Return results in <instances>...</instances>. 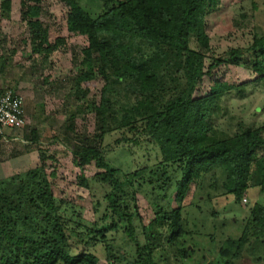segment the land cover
<instances>
[{
    "label": "trees",
    "instance_id": "trees-1",
    "mask_svg": "<svg viewBox=\"0 0 264 264\" xmlns=\"http://www.w3.org/2000/svg\"><path fill=\"white\" fill-rule=\"evenodd\" d=\"M56 1L68 10L67 33L85 40L79 51L81 77L103 82L98 101L86 108L94 121L91 136L73 133L74 114L66 127L77 186L95 198L99 216L81 225L80 213L53 196L49 179L55 178L56 159L36 146L37 167L0 180V264H100L91 253L73 252L71 243L83 250L102 245L106 264H157L163 252L177 264L190 259L199 238H206L201 235L208 230L206 217L193 220L191 212L228 199L245 212L233 221L239 232L217 244L215 232L209 235L210 260L203 257L202 262L240 264L248 258L264 264V124H238L231 135L212 125L223 98L239 95L245 84L212 80L205 96H195L203 78L221 66L246 70L264 86V32L254 29L246 45L217 53L211 39L219 34L230 38L234 28L242 27L221 0H86L88 6L82 0ZM42 2L20 0L19 14L31 53L45 61L65 41L49 42L40 20ZM10 9L11 0H2L5 17ZM239 31L242 40L244 30ZM121 130L141 133L157 147L160 160L131 172L113 168L102 144L112 131ZM30 134L37 142L35 132ZM91 164L100 172L87 178L83 171ZM191 186L195 194L184 205ZM141 192L150 197L153 214L146 223L137 206ZM256 193L263 196L261 202ZM244 197L249 200L245 206ZM61 209L70 218L60 216ZM217 214L210 213L215 227ZM118 233L129 253L115 251L112 237Z\"/></svg>",
    "mask_w": 264,
    "mask_h": 264
},
{
    "label": "rangeland",
    "instance_id": "rangeland-1",
    "mask_svg": "<svg viewBox=\"0 0 264 264\" xmlns=\"http://www.w3.org/2000/svg\"><path fill=\"white\" fill-rule=\"evenodd\" d=\"M19 2L20 0H11L8 17H5L0 10V87L13 90L21 98L25 126L20 130L4 131L5 138L0 139V180L37 167L39 162L35 149L38 146L56 159L55 178L49 179L53 196L58 201L74 207V210L80 213L81 225H89L98 219L99 215L94 211L95 198H92L89 191L77 186L78 169L72 163L71 135L66 127L69 125V116L74 114L73 133L91 136L94 121L86 108L91 101H98L103 82L97 77L94 80H85L80 75L82 69L79 67V51L85 46V40L67 33L65 19L68 10L66 7L56 0L42 2L43 16L40 20L44 27H47L49 42L53 43L57 38L65 41L63 46L44 61L31 53L27 27L20 21ZM82 3L89 5L86 0H82ZM221 7L229 8L234 21L242 27L234 28L233 32L236 34L230 38H227L225 34H219L211 39L212 46L218 47L217 53L224 52L228 48L246 45L254 29L259 33L264 32V0L251 2L221 0ZM239 30H244L242 40H240ZM212 80L246 85L239 95L232 92L223 98L220 103L221 110L212 120L214 128L226 135H231L236 131L238 124L252 128L264 124V86L262 83L254 82L255 76L252 73L241 68L221 66L213 70L210 76L203 78L200 92L195 96H205ZM76 85L79 86L80 91L77 90ZM76 93H80L79 96ZM82 104L84 109H81ZM116 108H118L117 105ZM31 131L35 132L36 144L31 141ZM134 139L135 142H132ZM102 149L106 161L113 168L123 172L149 168L160 160L159 151L154 144L141 133L137 134L128 130L112 131L105 137ZM260 155H264V150ZM98 172L100 171L91 164L84 169L83 174L91 178ZM249 193L252 195L255 191L251 190ZM194 194L195 188L191 186L184 205L191 202ZM262 198L263 196L256 193L258 202H261ZM149 200L150 197L142 192L137 195V206L144 223L153 218ZM170 202V206H175V202ZM248 203L247 197L241 201L243 206ZM200 208L199 212L193 210L191 214L193 220L206 217L202 220L207 219L208 230L201 232L202 237L206 236V238L204 240L199 238L196 252L190 259L177 264H204L203 257L209 261L208 236L215 232V244L230 234L236 236L239 226L234 225L233 221L242 218L245 213L238 207H233L231 199L207 202L201 204ZM212 212L218 213V219L214 221L216 227L210 224ZM59 215L70 218L69 214L62 209L59 210ZM224 221H226L225 227L222 226ZM112 238H114L115 251L124 248V251L129 253L122 235L114 234ZM71 245L73 252L91 253L99 259L100 264H106L102 245L86 250H83L81 245L72 243ZM170 257L168 252L158 254L156 263L172 264ZM240 264L252 263L248 258H244Z\"/></svg>",
    "mask_w": 264,
    "mask_h": 264
},
{
    "label": "built area",
    "instance_id": "built-area-1",
    "mask_svg": "<svg viewBox=\"0 0 264 264\" xmlns=\"http://www.w3.org/2000/svg\"><path fill=\"white\" fill-rule=\"evenodd\" d=\"M25 126L21 98L11 89L0 87V138L4 131L20 130Z\"/></svg>",
    "mask_w": 264,
    "mask_h": 264
}]
</instances>
